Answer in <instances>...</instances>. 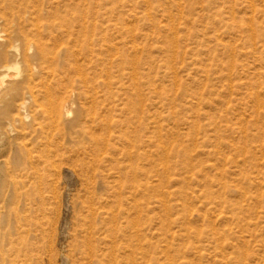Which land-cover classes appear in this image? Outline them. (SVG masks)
Listing matches in <instances>:
<instances>
[{
  "label": "rangeland",
  "instance_id": "obj_1",
  "mask_svg": "<svg viewBox=\"0 0 264 264\" xmlns=\"http://www.w3.org/2000/svg\"><path fill=\"white\" fill-rule=\"evenodd\" d=\"M41 2L57 33L96 26L93 89L70 129L52 107L86 89L64 56L10 71L34 96L0 97V264H264V0ZM115 217L139 237H109Z\"/></svg>",
  "mask_w": 264,
  "mask_h": 264
},
{
  "label": "bare ground",
  "instance_id": "obj_2",
  "mask_svg": "<svg viewBox=\"0 0 264 264\" xmlns=\"http://www.w3.org/2000/svg\"><path fill=\"white\" fill-rule=\"evenodd\" d=\"M34 1V0H33ZM45 0H42L41 4H44ZM29 0H0V97L2 98L3 96H5L6 94L10 93V92H16L18 93L20 96H22L23 98L26 97H31L34 96V92L32 90H29L28 92H25V89L20 88V86L18 85V83L16 82V80L12 79L13 77H18L20 76L18 72H15V75L11 74L10 71L11 70H18L20 63V60H23L24 62H26V66L27 69H29L28 71L31 72L33 70V68L30 66L29 62V58L30 56L27 54L28 50H35L36 51V56L38 58V60L40 61V65H41V69H50L51 66L55 64H59L61 57H65L66 59L64 60L65 66L66 68H69L67 70H65L64 74L66 76H70V74H75V80L74 82L77 83H83L84 86L82 85L81 87H83L84 89H86V91H78L77 90H72L70 92H67L68 95V101L66 102H60L59 104L55 105L52 107V115L53 117L57 120L60 121H66V123L68 124L70 129H75L77 127L81 126V122H80V118L79 115L75 116L74 118H71V105H74V98L76 96H87L86 93H88L90 91V89H93V85L88 84L89 79L87 77H85L84 75V70L82 68L81 65H78V61H79V57L85 59L87 56H89L91 53L90 49H89V36H90V32H91V27L92 30L96 29V26H90V23L88 20H86L85 18L78 16V18H76V20L78 22L81 23L80 25V29L81 31H74V30H68V31H64L62 28V32H59L60 30H58V28L60 27V25H58L57 23L54 22H50L49 21H44L42 17V12H41V17L39 18H32L30 15V10H29ZM31 2V1H30ZM35 3V2H34ZM33 3V4H34ZM37 3V2H36ZM32 4V3H31ZM40 4V5H41ZM46 4V3H45ZM49 4V3H48ZM55 4V3H54ZM36 5V4H35ZM47 5V4H46ZM38 6V4H37ZM44 6V5H43ZM36 7V6H35ZM40 7V6H39ZM45 7V6H44ZM43 7V8H44ZM54 8V7H53ZM45 10V8H44ZM38 11V10H37ZM56 11H58L56 9ZM51 12V11H50ZM70 12V11H69ZM44 13H46L44 11ZM53 13V11L51 12ZM58 13V12H57ZM73 13V12H71ZM32 14V13H31ZM56 14V13H55ZM54 14V15H55ZM69 14V13H68ZM49 15V14H48ZM53 15V14H51ZM71 15V14H70ZM74 15V14H73ZM65 16V15H64ZM75 16V15H74ZM37 17V16H36ZM50 17V15H49ZM47 17V19L49 18ZM59 17V15H58ZM68 17V16H66ZM70 17V16H69ZM68 17V18H69ZM53 18V17H52ZM55 18V17H54ZM57 18V17H56ZM63 18V17H62ZM67 19V18H65ZM62 20V19H61ZM52 21V20H51ZM54 21V19H53ZM56 21V20H55ZM64 21V20H62ZM59 22V21H57ZM67 22V21H66ZM73 22V21H72ZM77 22V23H78ZM16 23H18L19 25V29L17 31V29L15 28L16 32H8L9 35H6L4 33V31H2L1 26L5 25L6 28H8V26L13 27L14 25H16ZM60 23V22H59ZM74 23V22H73ZM72 23V24H73ZM61 24V23H60ZM64 24V22L62 23ZM67 25V24H66ZM78 25V24H77ZM65 27V25H64ZM68 27V26H67ZM5 29V28H4ZM69 29V28H68ZM7 30V29H6ZM5 30V31H6ZM13 30V29H12ZM84 30V31H83ZM8 31H11L8 30ZM93 35H97L96 32H93ZM39 37V39H38ZM53 37L54 38H62L63 41L65 38H68L67 41H65V45L63 47H61L60 52L58 54H55V56H51L50 53V49L48 47V45L44 42H42V40H46V39H52L53 41ZM35 39V40H34ZM61 39V40H62ZM15 41H19L18 45L15 44ZM47 42V41H46ZM56 42V41H54ZM21 45H20V44ZM49 43V42H48ZM53 43V42H52ZM60 43V42H58ZM58 43H56L57 45H59ZM20 45V46H19ZM52 45V44H51ZM53 47V46H52ZM91 47V46H90ZM56 48V47H55ZM79 48V50L77 49ZM54 49V48H53ZM56 51V49H54ZM35 54V52L33 53ZM33 56V55H32ZM35 59V58H34ZM135 60V59H134ZM86 61V60H85ZM32 62V61H31ZM75 63V64H74ZM135 63V62H134ZM138 63V62H137ZM136 63V64H137ZM62 64V63H61ZM74 64V66L72 67V65ZM139 65V63H138ZM72 67V68H71ZM135 67V66H134ZM133 70L135 71V73H137V69L135 68ZM24 68V67H23ZM63 68V67H62ZM25 69V68H24ZM57 70V68H55ZM25 71V70H24ZM55 71V70H53ZM133 71V72H134ZM137 71V72H136ZM12 72V71H11ZM57 72V71H56ZM61 72V71H60ZM26 73V72H25ZM53 73V72H52ZM22 74V73H21ZM29 74V73H28ZM43 74V73H42ZM50 74L47 73V76H49ZM72 75V76H73ZM27 76V75H26ZM34 74L31 73L30 77H33ZM60 76V75H59ZM64 76V75H63ZM25 77V76H24ZM23 77V79H24ZM29 77V75H28ZM135 77V76H134ZM38 77H36L37 79ZM40 78V77H39ZM38 78V79H39ZM44 78V76H43ZM57 78V77H55ZM22 79V80H23ZM29 79V78H28ZM66 79V78H65ZM63 79V80H65ZM41 80V79H40ZM48 80V79H47ZM26 81V80H25ZM29 81V80H28ZM49 81V80H48ZM33 82V81H32ZM31 82V83H32ZM53 82V81H52ZM60 82V81H59ZM58 82V83H59ZM28 83V82H27ZM35 83V82H33ZM38 83V82H37ZM62 83V81H61ZM22 84V83H20ZM29 84V83H28ZM35 85V84H34ZM53 85V84H52ZM66 85V84H65ZM36 86V85H35ZM38 86V85H37ZM46 86V85H45ZM61 86V85H58ZM39 87V86H38ZM44 87L45 89L48 88ZM57 87V85H56ZM34 88V87H33ZM54 88V87H53ZM60 88V87H59ZM95 88V87H94ZM89 89V90H88ZM47 90V89H46ZM57 90V89H56ZM59 90V89H58ZM36 91V90H35ZM49 92V90H47ZM51 91V90H50ZM60 91V90H59ZM36 93V92H35ZM47 93V92H45ZM59 94V93H58ZM51 96V95H50ZM54 97V96H53ZM56 97V96H55ZM41 98V97H40ZM19 102L16 105L17 109H20L22 107H24V102ZM15 100V99H14ZM40 100V99H39ZM45 100V99H44ZM1 102L0 101V106H1ZM44 103V102H43ZM46 103V102H45ZM39 104V103H38ZM47 104V103H46ZM78 104V103H77ZM40 106V105H39ZM44 107V106H42ZM39 107V108H42ZM76 108V107H75ZM41 110V109H40ZM23 113V112H22ZM39 115V114H38ZM45 116V114H44ZM43 116V117H44ZM122 179V178H121ZM155 182V181H154ZM135 202V201H134ZM137 206V205H136ZM106 213V212H105ZM123 213H120L119 215L122 216ZM105 215V214H104ZM113 215H111L112 217ZM114 217V216H113ZM118 218V217H117ZM111 219V218H110ZM112 221V222H111ZM111 222V226H113V231L112 229H108L107 233H109V237H113L115 239V241L117 242H124L127 237H129V239H133V238H138L139 237V231L138 229H135V232H132L131 234H129L128 236L125 235V230L124 228L121 226H117L118 224V219L112 218L110 220ZM91 226V225H90ZM94 226V225H93ZM136 227V226H135ZM88 228V227H87ZM90 228V227H89ZM110 230V231H109ZM114 232V233H113ZM87 233V232H86ZM91 233V232H90ZM113 233V234H112ZM89 234V233H87ZM87 236V235H86ZM91 236V235H90ZM89 237V236H88ZM92 238V237H91ZM88 239V238H87ZM93 239V238H92ZM108 239V238H107ZM91 239H89L88 241H90ZM92 242V241H91ZM95 242V241H94ZM114 243V242H113ZM112 243V244H113ZM116 243V242H115ZM95 244V243H94ZM104 244V243H103ZM111 244V243H110ZM91 245V244H90ZM113 246H115L113 244ZM101 248V247H100ZM111 248V247H110ZM115 248V247H114ZM117 248V247H116ZM92 250V249H91ZM106 251V250H105ZM115 252H117L114 249ZM94 252V251H93ZM134 253V252H133ZM94 254V253H92ZM91 254V255H92ZM114 254V253H113ZM112 254V255H113ZM121 254V253H120ZM111 255V254H109ZM114 257V256H113ZM129 258V257H128ZM113 259V258H112ZM129 260V259H128ZM113 260H111L112 262ZM125 261V260H124ZM134 261V260H133ZM132 261V262H133ZM114 262V261H113ZM112 262V264H113ZM128 262V261H127ZM126 263V262H125ZM118 264H124L123 262H118Z\"/></svg>",
  "mask_w": 264,
  "mask_h": 264
}]
</instances>
